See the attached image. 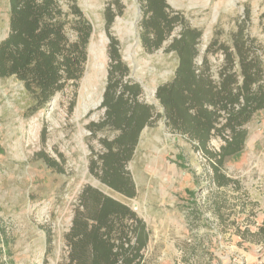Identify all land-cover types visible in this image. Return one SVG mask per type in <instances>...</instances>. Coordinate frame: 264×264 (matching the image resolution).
<instances>
[{
    "label": "rangeland",
    "instance_id": "obj_1",
    "mask_svg": "<svg viewBox=\"0 0 264 264\" xmlns=\"http://www.w3.org/2000/svg\"><path fill=\"white\" fill-rule=\"evenodd\" d=\"M76 1L93 26L81 79L36 110L23 81L0 78V248H6L0 264H68L66 235L85 185L127 203L148 221L149 263L264 264V109L245 125L243 149L222 165L160 117L141 131L126 166L136 196L95 185L99 179L90 162L104 150L100 139L117 131L106 127L94 136L88 125L104 118L114 49L128 67L125 81L141 83L140 100L160 113L157 88L173 79L179 58L165 50L169 41L152 52L144 47L141 0ZM167 2L186 25L201 31L198 63L212 40L232 44L240 29L264 48V0ZM9 29L10 1L0 0V41ZM180 32L176 25L172 36ZM208 57L213 68L222 61L221 53ZM223 144L213 136L207 150L217 152ZM42 153L61 163L62 171ZM216 167L234 181L216 185Z\"/></svg>",
    "mask_w": 264,
    "mask_h": 264
},
{
    "label": "trees",
    "instance_id": "obj_2",
    "mask_svg": "<svg viewBox=\"0 0 264 264\" xmlns=\"http://www.w3.org/2000/svg\"><path fill=\"white\" fill-rule=\"evenodd\" d=\"M9 1L10 29L0 41V78L16 76L23 81L37 110L68 82L75 83L84 75L93 26L76 0H68L67 8L64 0ZM141 3L144 47L152 52L169 41L165 50L179 58L173 79L156 91L163 112L140 100L141 83L125 81L128 67L114 49L102 102L104 118L88 125L94 136L106 127L117 131L112 139H100L104 150L91 160L89 169L102 183L127 197L136 196V186L126 166L147 125L163 117L174 131L197 141L198 149L222 165L225 157L243 149L248 134L245 125L264 109V48L255 38L240 29L232 44L214 39L198 63L201 31L186 25L167 0ZM176 25L181 32L172 36ZM210 53L222 54L215 68ZM213 136L222 137L224 144L219 151L208 152ZM40 158L62 171L56 159L44 153ZM215 169L216 185L234 181ZM66 239L68 264H154L146 255L151 230L145 218L92 185H85L79 194ZM5 249L0 248V255Z\"/></svg>",
    "mask_w": 264,
    "mask_h": 264
},
{
    "label": "water",
    "instance_id": "obj_3",
    "mask_svg": "<svg viewBox=\"0 0 264 264\" xmlns=\"http://www.w3.org/2000/svg\"><path fill=\"white\" fill-rule=\"evenodd\" d=\"M94 183H95V185H96V184H102L103 186H106L105 183H102L100 180H97V179L94 181ZM134 205H135V206H138L139 204H138L137 202H134ZM139 213H140V212H139ZM145 220H146V219H145ZM146 222L148 223L147 220H146Z\"/></svg>",
    "mask_w": 264,
    "mask_h": 264
}]
</instances>
